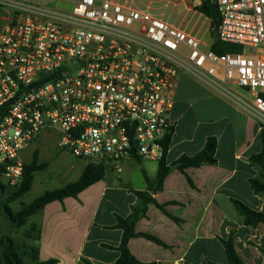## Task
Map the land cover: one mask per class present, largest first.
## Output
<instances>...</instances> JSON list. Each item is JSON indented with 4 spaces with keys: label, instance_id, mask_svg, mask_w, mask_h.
<instances>
[{
    "label": "built area",
    "instance_id": "built-area-1",
    "mask_svg": "<svg viewBox=\"0 0 264 264\" xmlns=\"http://www.w3.org/2000/svg\"><path fill=\"white\" fill-rule=\"evenodd\" d=\"M159 1L183 6L194 27L167 20L153 0H0V172L9 188L22 184L21 153L45 131L61 150L118 172L127 160L159 162L184 72L264 127V0H215L219 39L242 47L225 54L203 48L211 20L197 5Z\"/></svg>",
    "mask_w": 264,
    "mask_h": 264
},
{
    "label": "crops",
    "instance_id": "crops-1",
    "mask_svg": "<svg viewBox=\"0 0 264 264\" xmlns=\"http://www.w3.org/2000/svg\"><path fill=\"white\" fill-rule=\"evenodd\" d=\"M182 75L174 91L170 116L174 128L166 162L171 164L183 155L202 151L207 138L215 137L216 164L190 167L185 173L175 168L170 171L163 190L153 197L159 204H166V211L180 222L155 204H149L146 216L135 227L136 232L156 236L170 247L134 237L128 242L130 253L138 264H226L222 239L235 231L240 257L247 264H264V224L256 228L246 226L232 201L240 200L264 212V195L255 194L249 181L259 176V169L250 162V157L261 150L260 125L251 114L221 94L195 93L192 84ZM44 133L49 131L41 133L22 151L24 162V152L30 149L32 158L34 149H40V137ZM86 164L81 165L79 177ZM121 168V172L110 168L103 180L88 187L77 198L52 202L34 215L37 220L30 225L39 230L36 245L41 261L116 264L120 256L117 247L123 235V231L115 227L117 217H128L132 206L138 203L129 187L137 191L147 188L143 175L140 182L139 178H133L134 172L142 174L143 169L153 180L158 161L127 160Z\"/></svg>",
    "mask_w": 264,
    "mask_h": 264
},
{
    "label": "trees",
    "instance_id": "trees-1",
    "mask_svg": "<svg viewBox=\"0 0 264 264\" xmlns=\"http://www.w3.org/2000/svg\"><path fill=\"white\" fill-rule=\"evenodd\" d=\"M197 8L207 15L211 20L210 35L212 38L211 49L216 54L225 53H238L242 51V47L230 43L222 42L218 37V29L220 23V16L218 10L213 8L212 0H201V3L197 5ZM173 131V130H172ZM172 133L168 134L164 139V157L158 162V171L155 179H150L145 170L142 169V175L144 177L147 188L143 191H137L129 187L138 198V203L132 206L131 214L124 217H117V223L115 227L120 228L123 231L122 240L117 249L120 252V256L116 264H138V260L132 256L128 248V242L134 237H144L158 245L165 248H169L165 242L157 238L156 236L147 233L136 232V223L144 218L147 214L149 204H155L159 209L166 213L177 223L180 219L169 214L166 211V204H159L153 197V194L163 190L164 181L170 171L175 168L185 173L187 168L200 167L202 165H214L216 164V148L217 139L215 137H208L205 147L202 151L194 155H183L175 162L168 164L166 162V153L171 143ZM259 142L261 144V150L250 157V162L259 169V176L250 178V185L255 194L264 195V127H261L259 133ZM136 161L141 163L142 160L136 158ZM107 165L103 163H87L79 179L73 183H69L61 188L47 190L42 195L34 199L29 204H25L20 210L14 211L9 203L22 198L31 189L34 181V175L38 171L45 170L47 163L38 161V152H35L33 159L30 163H24L23 181L19 188L13 189V192L1 202L2 211L15 228H21L25 226L29 219L35 214L39 213L44 207L52 202H62L64 199L73 197L77 198L78 195L86 190L88 187L103 180L107 173ZM1 173V172H0ZM2 175V174H1ZM190 185L194 186L192 180L188 178ZM8 187L3 184L2 188ZM9 188V187H8ZM237 207L240 215L243 218V222L246 226L256 228L260 224H264V212L254 210L247 206L240 200H232ZM31 230L36 233L35 237L30 233L28 236H32L37 244L40 238L39 230L36 226H32ZM31 237V238H32ZM222 243L225 248L227 263L226 264H247L239 255L236 249L235 231H231L227 239H222ZM26 257H29V262ZM57 260L50 259L47 261H41L39 259V249L37 245L26 248L21 247L11 236L3 235L0 237V264H56ZM86 264H91L86 261Z\"/></svg>",
    "mask_w": 264,
    "mask_h": 264
},
{
    "label": "rangeland",
    "instance_id": "rangeland-1",
    "mask_svg": "<svg viewBox=\"0 0 264 264\" xmlns=\"http://www.w3.org/2000/svg\"><path fill=\"white\" fill-rule=\"evenodd\" d=\"M36 1H44V0H36ZM153 1L155 2L153 6L154 10L158 13L165 12V14L163 15H165V18L167 20H170L172 23L175 24L184 23V25L190 29L194 27L196 23V18L194 17L193 20H191L193 15L188 14L184 10L183 6L179 10L175 9L173 4L165 8V4L161 3L159 0H153ZM186 2L191 5H199L201 3V0H186ZM61 6H67V5L61 3ZM201 35L203 36V39L207 44V46L203 47L206 50L208 49L209 45L212 44V38L210 32L206 31L205 28L201 31ZM182 76H184L189 80L190 84H192L191 87L195 93L212 92L216 94L217 93L221 94L219 90L208 86L203 81L199 80L198 78H196L195 76H193L188 72H184ZM40 138L42 140L40 141V149L39 148L34 149V151L32 152V158H31L30 149L27 150L26 152H24V157H25L24 159H25V163H30L33 159L34 153L38 152L39 163L46 162L47 168L45 170L38 171L35 173L32 189L27 194H25L22 198L9 203V206L14 211L20 210L23 205L29 204L47 190L58 189L69 183L75 182L79 177L78 174L81 173L80 172L81 165L84 162L91 163L90 161L79 160L69 152L61 150L58 146V136L56 133L53 132L44 133ZM109 169L110 168L107 167V172ZM133 178L135 180L139 178L140 182H143L142 174L139 173L138 171L134 172ZM3 184L5 183L0 173V237L3 235H9L21 247H24V250H26L28 246L32 247L36 245L35 241L33 240L34 238L32 237V236L35 237L36 233L31 230L30 224L32 222H36L37 217L36 216L32 217L29 221L30 223H27V225L21 228L13 227L5 217L1 208V202L5 200L13 192V189L8 187L2 188ZM29 233L32 236L29 237L28 236ZM26 259L28 262L30 261L29 257H26Z\"/></svg>",
    "mask_w": 264,
    "mask_h": 264
},
{
    "label": "water",
    "instance_id": "water-1",
    "mask_svg": "<svg viewBox=\"0 0 264 264\" xmlns=\"http://www.w3.org/2000/svg\"><path fill=\"white\" fill-rule=\"evenodd\" d=\"M212 6H213V8H215V9H216L217 5H216V2H215V0H212Z\"/></svg>",
    "mask_w": 264,
    "mask_h": 264
}]
</instances>
